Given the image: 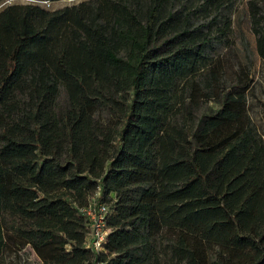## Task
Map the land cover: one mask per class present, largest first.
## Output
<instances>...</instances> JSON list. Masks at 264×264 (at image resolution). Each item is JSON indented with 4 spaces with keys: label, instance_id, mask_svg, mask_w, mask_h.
Instances as JSON below:
<instances>
[{
    "label": "trees",
    "instance_id": "16d2710c",
    "mask_svg": "<svg viewBox=\"0 0 264 264\" xmlns=\"http://www.w3.org/2000/svg\"><path fill=\"white\" fill-rule=\"evenodd\" d=\"M243 2L264 63V0L0 10V264H264ZM98 191L101 250L81 210Z\"/></svg>",
    "mask_w": 264,
    "mask_h": 264
},
{
    "label": "rangeland",
    "instance_id": "374dc122",
    "mask_svg": "<svg viewBox=\"0 0 264 264\" xmlns=\"http://www.w3.org/2000/svg\"><path fill=\"white\" fill-rule=\"evenodd\" d=\"M82 0H55V1H42V0H0V10L7 6L8 4H14V3H38L42 6H45L50 9H56L63 7L65 5H71L74 3H78ZM245 1V0H244ZM242 8V16L244 19L243 27L246 33L247 38L251 42V48H252V57L254 59V65H253V77L257 81V89L258 91L262 90L264 88V63L260 60L259 55L256 52L255 48V37L248 29V15L244 12V2L241 5ZM237 42H239V37L236 38ZM108 113L105 111L104 116L107 117ZM260 117V116H259ZM261 120V119H260ZM98 201H102L101 198H98ZM87 203V202H86ZM90 203V202H89ZM9 220H14V217H8ZM19 221V219H17ZM39 264V263H38Z\"/></svg>",
    "mask_w": 264,
    "mask_h": 264
},
{
    "label": "built area",
    "instance_id": "2783aa9c",
    "mask_svg": "<svg viewBox=\"0 0 264 264\" xmlns=\"http://www.w3.org/2000/svg\"><path fill=\"white\" fill-rule=\"evenodd\" d=\"M99 195L100 192L98 191L90 203L81 209L87 215L90 223L91 230L88 246L96 250L103 248L109 234L107 217L110 212V207L107 203L98 201Z\"/></svg>",
    "mask_w": 264,
    "mask_h": 264
}]
</instances>
